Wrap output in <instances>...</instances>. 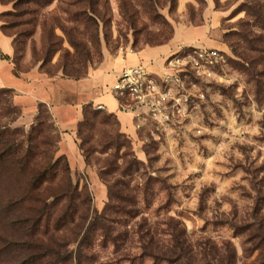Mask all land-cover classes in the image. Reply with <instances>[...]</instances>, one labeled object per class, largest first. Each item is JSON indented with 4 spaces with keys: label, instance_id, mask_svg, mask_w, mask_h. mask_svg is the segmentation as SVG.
Masks as SVG:
<instances>
[{
    "label": "rangeland",
    "instance_id": "obj_1",
    "mask_svg": "<svg viewBox=\"0 0 264 264\" xmlns=\"http://www.w3.org/2000/svg\"><path fill=\"white\" fill-rule=\"evenodd\" d=\"M0 4L14 11L13 0ZM99 8L53 0L33 24L15 27L23 18L0 16L17 41L16 70L80 79L108 56L157 46L215 47L224 62L211 76H191L204 96L182 123L139 119L127 134L112 114L86 109L78 129L86 170L71 174L74 223H56L73 191L63 160L36 189L29 169L0 172V264H33L28 257L46 247L70 256L58 264H219L233 253L235 264H253L264 225V0H102ZM20 117L12 93L0 92V125L20 128L17 146L31 148L32 166L58 158L61 135L48 107L30 123ZM16 198L22 213L46 210V232L30 238L22 223L11 224L1 208ZM174 235L185 244L177 262L147 256H170Z\"/></svg>",
    "mask_w": 264,
    "mask_h": 264
},
{
    "label": "crops",
    "instance_id": "obj_2",
    "mask_svg": "<svg viewBox=\"0 0 264 264\" xmlns=\"http://www.w3.org/2000/svg\"><path fill=\"white\" fill-rule=\"evenodd\" d=\"M4 10L0 4V15ZM170 52L168 46H157L108 56L100 66L80 79L50 77L36 70L19 73L12 62L15 54L13 38L4 32L0 19V90L12 93L13 104L21 111L20 124L32 122L40 112V105L48 107L61 135L59 154L67 157L71 174L76 170L83 172L86 161L78 147V129L84 119V107L87 104H103L104 111L116 117L122 131L132 133L134 122L139 119L119 111L117 100L103 90L115 81L124 67L144 63L161 72ZM94 184L98 185L97 182Z\"/></svg>",
    "mask_w": 264,
    "mask_h": 264
},
{
    "label": "built area",
    "instance_id": "obj_3",
    "mask_svg": "<svg viewBox=\"0 0 264 264\" xmlns=\"http://www.w3.org/2000/svg\"><path fill=\"white\" fill-rule=\"evenodd\" d=\"M223 62L217 48L181 47L166 56L161 72L144 63L124 67L103 93L111 94L118 110L135 119H150L159 127L179 124L190 118L193 98L204 96L191 76H211ZM95 108L104 110L105 106L99 103Z\"/></svg>",
    "mask_w": 264,
    "mask_h": 264
},
{
    "label": "trees",
    "instance_id": "obj_4",
    "mask_svg": "<svg viewBox=\"0 0 264 264\" xmlns=\"http://www.w3.org/2000/svg\"><path fill=\"white\" fill-rule=\"evenodd\" d=\"M13 8L14 11H5L1 13V17L3 16H14L15 20L19 21H12L11 26L15 27L18 25L26 24L31 25L36 20L35 19V12L38 7L47 6L48 4L52 3L53 0H13ZM75 4L77 5V11H101L99 6L102 0H74ZM147 1V0H146ZM153 0H149V2H152ZM124 5H122L123 8ZM26 17V18H24ZM7 23H2V29H7ZM32 32H27L25 30H20L16 32V35H21L25 37V35ZM14 48L17 51V41L14 38L13 39ZM73 45L76 49L78 47L76 46V42H73ZM0 92L6 93L10 92L9 90L2 89ZM14 107H16L14 105ZM41 107H46L45 105H40ZM88 107H92V104H87L84 107V119L79 124V129L81 125L83 124L85 117H86V109ZM17 108V107H16ZM102 110L95 109L94 113L99 114ZM40 114V112H39ZM38 114V116H39ZM20 133V128H15L10 130L8 126L6 125H0V172H15V173H23L26 172L27 169L32 171V175L29 179L31 187L36 189L39 188L43 183L47 181L53 180L55 177V172H53V169L55 168L56 164H59L61 160L65 162L64 165V171L67 172V183L68 187H73V191L66 192L65 196H67L68 202L67 207L64 208V210L61 211V214L57 217L56 223H74L75 222V209L74 206H76V198H78L79 194L77 195V186L73 184V179L71 177V168L69 165V162L67 160V157L65 155H60L58 158L54 159L51 157L47 163L43 165L42 168H35L32 166V155L30 154L32 150L31 148H27V150H22L18 148L17 142H16V135ZM76 194V196H75ZM21 199H25L24 197H21ZM19 199H13L8 200L1 208V212L3 214L9 215V218L11 219V224L14 222H20L22 223V227L25 231V234L29 236L30 238H33L34 235L36 236L38 232L40 231V227L43 226V231L46 232L48 227L47 220H44V218L47 216L45 209H40L38 213L31 212V214L22 213L17 210V205L19 204ZM15 214V216H13ZM82 219V218H80ZM13 221V222H12ZM259 230L262 234L257 235L259 237V243L257 245V248H260V256L256 259V261L253 264H264V225H259ZM45 233L41 232L39 234V238H41ZM174 241L176 242V249H173L170 252L169 255H159L155 253H149L147 254L148 257L152 258L155 262H177L183 255L185 251V244L180 239L178 240V237L174 235ZM46 258H49L51 260V263L48 264H58L60 262L66 261L70 259V256L62 254L60 255L59 251L46 247V249L42 252L33 254L32 257H28L29 260L33 262V264H47L45 261ZM72 258V257H71ZM175 260V261H174ZM235 264V255L230 254L229 257L225 259V257H221L219 260V264ZM157 264V263H155ZM181 264V262H180Z\"/></svg>",
    "mask_w": 264,
    "mask_h": 264
}]
</instances>
